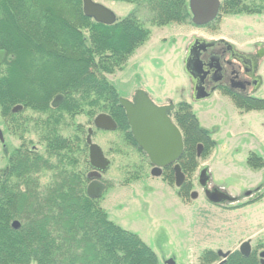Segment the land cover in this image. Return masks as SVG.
<instances>
[{"label":"trees","instance_id":"obj_1","mask_svg":"<svg viewBox=\"0 0 264 264\" xmlns=\"http://www.w3.org/2000/svg\"><path fill=\"white\" fill-rule=\"evenodd\" d=\"M113 1L133 3L137 9L104 24L83 14L82 0H0V50L6 52L0 65V113L20 139L26 138L31 120L27 115L21 120L12 108L21 105L23 111L43 113L32 127L45 147L44 152L31 149L25 139L0 173V264H159L156 252L138 234L110 220L98 199L86 194L88 146L83 125H76L69 135L61 130L76 115L91 121L106 113L117 123L121 143L147 159L133 140L120 95L106 74L121 69L148 39L139 10L157 26L191 24V13L187 0ZM243 13H264V0H222L210 24L215 28L222 15ZM57 94L64 99L53 107ZM234 103L244 110L264 109V98H235ZM172 116L184 146L178 164L185 181L178 194L189 199L200 158L215 142L189 103L177 102ZM248 163L258 167L261 159L252 153ZM135 170L141 171V166ZM162 177L174 182L171 166L163 169ZM216 259L212 249H205L199 263ZM224 264L258 263L233 252Z\"/></svg>","mask_w":264,"mask_h":264},{"label":"rangeland","instance_id":"obj_2","mask_svg":"<svg viewBox=\"0 0 264 264\" xmlns=\"http://www.w3.org/2000/svg\"><path fill=\"white\" fill-rule=\"evenodd\" d=\"M94 1L114 12L117 19L137 9L135 4L123 1ZM139 16L143 26L149 29L148 39L121 69L106 74L107 79L123 98L128 99L136 90L143 89L157 104L168 98L173 102L186 100L191 103L201 126L215 142L211 152L200 158V162L209 167L211 183L230 195L255 191L257 184L264 192V168L256 170L246 161L250 152L264 159V109L240 112L227 98L192 100L184 69V47L190 30L195 27L187 23L153 25L146 21L142 9ZM194 31L222 34L238 48L258 53L256 71L261 84L257 96L264 98V13L222 15L215 28L210 26ZM259 48L263 49L262 53L258 52ZM25 114L32 119L39 117L30 110ZM92 119L89 121L84 114L68 119L63 134L73 133L75 124L80 123L85 128V136L86 129L92 126ZM3 121L0 114V125ZM27 127L28 146L34 144L43 152L39 134L31 129L32 122ZM92 140L112 161L102 179L106 188L98 198L99 204L110 220L138 234L156 252L159 264H167L170 259L176 264H200L198 257L203 250H232L241 238L254 235L264 226V198L237 210L223 208L211 203L194 183L197 196L183 200L175 185L153 176L148 160L134 148L121 143L117 133L100 131ZM19 143L14 134L5 132V142H0V173L6 170L9 155ZM114 148H120L121 152H115ZM136 165L141 166L142 172L133 173ZM135 173L141 177L127 182V178ZM47 179L48 175L42 177L41 183Z\"/></svg>","mask_w":264,"mask_h":264},{"label":"flooded vegetation","instance_id":"obj_3","mask_svg":"<svg viewBox=\"0 0 264 264\" xmlns=\"http://www.w3.org/2000/svg\"><path fill=\"white\" fill-rule=\"evenodd\" d=\"M192 25L195 28L190 30L189 37H188V33H187L188 40H187V43L184 47V69H185V72H186L187 77L189 79V90L188 91H189V95L191 96L192 100H206V99H212L215 97L227 98L232 102V104L240 112L251 111L252 109L251 110H244L243 108L236 106V104L234 103V99L236 98V99L241 100V99H245V98H262V97L257 96V90L261 84V78L257 74V71H256L257 64H258V53H256V52L252 53V52H247L245 50H242V49L238 48L230 40H227L224 38H215V39L206 38L202 35L196 34V33H204V32H198V31H196L195 33L193 32L194 30H203V29H206L210 26H214L213 24L211 25L209 23V24H206L203 26H197L194 24H192ZM259 51L262 53L263 49L259 48L258 52ZM138 90H143V89H138ZM143 91H145V90H143ZM135 92L133 94H131V96L128 98L129 100H132ZM57 95H59V94H57ZM56 96H54L53 99ZM149 97L152 100L150 95H149ZM53 99H52V101H53ZM63 99H64V97L61 99L60 103L63 101ZM52 101H51V105H52ZM182 101L189 103L186 100H182ZM176 103L177 102H173L170 98H168L164 103H161V104L155 103L159 107L168 106V105L173 104V108L170 109L169 113H167V114L169 115L171 120L174 122V124H176V123L173 120L172 113L174 111ZM59 104L57 106H59ZM189 104L192 107V104L191 103H189ZM16 106H18V105H16ZM15 107L12 108V112L15 113L16 116L20 114L19 117L21 120L24 117H26L25 112H27V110L23 111V107L21 106V108L16 109L14 111ZM192 110H193V107H192ZM32 112L35 114H38V116H44L43 113H37L34 111H32ZM1 116L4 120L3 121L4 123H3V125L2 124L0 125L1 126L0 131L2 134V139H0V142L4 143L5 142V132L9 131L11 134H13V133L11 131L12 125H9L8 118L4 117L2 114H1ZM76 116H78V115H76ZM76 116H74L70 120H73ZM26 118H27V120H31L30 122L34 121V119H32L30 116H28ZM28 124H27V126H28ZM32 125H33V122H32ZM76 125H80V123L75 124V128H74L73 132L76 131ZM91 125H92V123H91ZM92 126H89L88 128H90ZM88 128L86 129V135H87ZM31 129H33V127H31ZM100 131L105 132V133L106 132L117 133V136L120 139V141H123L122 136L117 129V123H116V127L110 131L96 130L93 128L92 137L94 136V134H96L97 132H100ZM36 133L38 134V132H36ZM61 133L63 134L62 130H61ZM78 133L80 134V131ZM63 135H65V134H63ZM86 135H85V140H86ZM15 136L20 140V143L18 146L13 148V150L11 151V153L9 155V158H10L12 152L15 149H18L21 146V144L23 143V141L26 139V138L20 139L17 135H15ZM25 137H26V135H25ZM26 140L28 141V139H26ZM40 143L44 147L43 142L40 141ZM30 148L36 149L34 144H32L30 146ZM36 150H38V149H36ZM44 151H45V147H44ZM252 153L255 155H258V157L261 159V163L258 167H254L248 163V158ZM198 157H200V156H198ZM9 158H8V164H9ZM107 158H109V157H107ZM109 160L112 164L111 158H109ZM147 160H148V157H147ZM246 161H247L248 165L251 166L252 168H254V169L257 168L256 170L264 168L263 157L260 156L259 154L255 153V152H250ZM148 162H149V160H148ZM177 163H178V161H177ZM111 164H110V166H111ZM149 164H150V162H149ZM203 164H204V162L199 161V166L197 167V170H196L194 178H193V189L191 190V192L194 191V183L197 184L199 186L200 190H202L204 192L207 199H208V197H207L206 191H208V193H211V192L213 193V190H219L222 193L231 196V198H233L232 201L225 200L222 203L216 204V203L211 202L209 199L208 200L211 203L218 205V206H221L223 208H230V209H235V210L243 208V207H247L253 203L261 201L264 198V192H261L260 188H258L259 184L256 185L257 188L254 189L255 191H253V189H251L242 195H238V194L237 195H230L229 193L224 191V189L218 188V187L214 186V184L211 183V174L209 171V167L207 165H203ZM168 166H171L173 169V165H167L165 167H168ZM203 166L208 167L207 173H208L209 177H208L206 184L202 187L198 183L197 176H198L199 170ZM165 167L162 168L161 175L155 176V177H161L163 179L162 173H163V169ZM150 168H151V164H150ZM90 170H91V168L88 164V171L87 172H89ZM87 172H86V174H87ZM103 176H104V174L101 177L102 182H103V180H102ZM139 178H136V179H139ZM184 181H185V179H184ZM184 181H183V183H184ZM183 183L181 184V186L183 185ZM172 185H175L174 182L172 183ZM180 187H176L177 188V194H178V190L180 189ZM178 196H179V194H178ZM189 198H190V196H189ZM255 232L256 233L254 235H249L247 237L241 238L238 241V243L234 249H232V250H221L222 252H228V255L225 258H223L222 256H220L217 253L218 250H220V249H216V250L212 249L216 253V256H217V259L212 264H224L227 261L229 255L232 254L233 252H238L244 258L250 259L253 257V259H255V261L258 264H264V226L259 227V229L256 230ZM256 236H258V237H256ZM245 242H247V246H243V244ZM262 253H263V255H261ZM198 261H199V257H198Z\"/></svg>","mask_w":264,"mask_h":264},{"label":"water","instance_id":"obj_4","mask_svg":"<svg viewBox=\"0 0 264 264\" xmlns=\"http://www.w3.org/2000/svg\"><path fill=\"white\" fill-rule=\"evenodd\" d=\"M220 0H188V8L191 13V22L197 26H203L212 23L219 15ZM83 14L97 22L112 24L117 20L116 15L103 4L94 0H82ZM6 57L5 50H0V64ZM63 96L57 95L52 106L56 107ZM119 104L124 108L130 132L137 146L146 154L151 164L150 173L153 176H160L162 168L167 165H173L174 184L180 187L185 179V175L177 163L183 152V137L179 127L174 124L169 115V110L173 104L168 106H157L143 90H136L132 100L120 97ZM21 108L20 105L14 108ZM92 127L88 128L86 135V144L88 146L87 157L91 168L86 174L88 183L86 185V194L93 199L102 196L105 190V183L101 177L110 167V160L105 155L102 147L92 141L93 128L103 131H110L116 127L113 118L106 114H97L92 120ZM0 139L2 134L0 131ZM203 145H197V156H200ZM207 166H203L197 176L198 183L203 187L208 180ZM208 199L216 204L225 200L232 201L231 196L222 193L219 190H213V193L206 191ZM196 191H192L191 198L197 196ZM17 221L13 222L16 228ZM247 246V242L243 244ZM225 258L228 252H217ZM263 255V253L261 254ZM167 264H176L172 259Z\"/></svg>","mask_w":264,"mask_h":264},{"label":"crops","instance_id":"obj_5","mask_svg":"<svg viewBox=\"0 0 264 264\" xmlns=\"http://www.w3.org/2000/svg\"><path fill=\"white\" fill-rule=\"evenodd\" d=\"M194 33H195V31H193ZM190 33V32H189ZM188 33V34H189ZM192 34V33H191ZM197 35H202V36H204V37H206V38H213V39H215V38H224V39H227V40H230L232 43H234V41H232L230 38H228V37H226V36H224V35H222V34H211L210 35V33H206V34H204V33H196ZM235 44V43H234ZM237 46V45H236ZM238 47V46H237Z\"/></svg>","mask_w":264,"mask_h":264}]
</instances>
